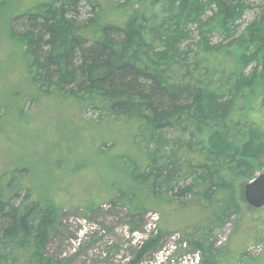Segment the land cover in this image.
<instances>
[{
    "label": "trees",
    "instance_id": "trees-1",
    "mask_svg": "<svg viewBox=\"0 0 264 264\" xmlns=\"http://www.w3.org/2000/svg\"><path fill=\"white\" fill-rule=\"evenodd\" d=\"M10 26L37 92L130 132L111 198L129 218L158 212L201 264H264L247 251L264 240V207L243 192L264 170V1L48 0ZM118 144L111 136L100 148ZM24 170L0 176V264H74L48 255L63 207L36 197ZM231 222L232 253L214 243Z\"/></svg>",
    "mask_w": 264,
    "mask_h": 264
},
{
    "label": "rangeland",
    "instance_id": "rangeland-1",
    "mask_svg": "<svg viewBox=\"0 0 264 264\" xmlns=\"http://www.w3.org/2000/svg\"><path fill=\"white\" fill-rule=\"evenodd\" d=\"M46 1L0 0V176L6 179L25 167L24 182L34 195L63 207L48 255L74 264H128L144 241L158 237L159 227L170 224L155 211L129 218L126 208L111 200L118 197V185L113 184L118 179L115 171L124 169L118 156L127 151L128 130L104 121L90 123L86 118L95 114L84 117L74 103L37 92L29 76L34 69L24 46L11 36L10 20ZM254 16V11L246 13L243 25ZM111 136L119 144L103 152L101 142ZM175 228L164 231L160 247L147 252L139 264H174L173 259L188 264L189 255L197 251L201 264L202 251L191 247ZM233 231V222L217 229L215 245L232 253L239 247L229 240ZM247 251L258 258L264 254V240L249 243Z\"/></svg>",
    "mask_w": 264,
    "mask_h": 264
},
{
    "label": "water",
    "instance_id": "water-1",
    "mask_svg": "<svg viewBox=\"0 0 264 264\" xmlns=\"http://www.w3.org/2000/svg\"><path fill=\"white\" fill-rule=\"evenodd\" d=\"M244 196L247 203L253 208L264 207V170L245 184Z\"/></svg>",
    "mask_w": 264,
    "mask_h": 264
},
{
    "label": "built area",
    "instance_id": "built-area-1",
    "mask_svg": "<svg viewBox=\"0 0 264 264\" xmlns=\"http://www.w3.org/2000/svg\"><path fill=\"white\" fill-rule=\"evenodd\" d=\"M189 254H191V253H189ZM190 256V258H191V261H190V263H188V264H197V263H199L200 262V260H201V252L200 251H197V252H195L194 254H191V255H189ZM172 262L174 263V264H178V262L176 261V260H172ZM180 264V263H179Z\"/></svg>",
    "mask_w": 264,
    "mask_h": 264
}]
</instances>
